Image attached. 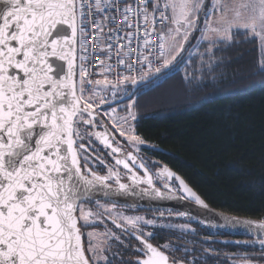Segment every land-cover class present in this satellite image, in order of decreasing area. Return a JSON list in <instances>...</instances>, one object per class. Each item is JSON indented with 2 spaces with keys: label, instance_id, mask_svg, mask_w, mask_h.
<instances>
[{
  "label": "snow or ice",
  "instance_id": "1",
  "mask_svg": "<svg viewBox=\"0 0 264 264\" xmlns=\"http://www.w3.org/2000/svg\"><path fill=\"white\" fill-rule=\"evenodd\" d=\"M238 35L256 45L257 71L264 76V0H0V264H184L168 254L179 249L151 242L155 233L146 229L165 226L95 199L96 192L132 193L209 207L167 166L153 172L155 162L125 152L117 133L135 153L146 142L132 123L135 101L123 116L112 103L129 95L127 84L155 83L152 77L169 75L165 70L190 63L194 55L211 68L215 50L231 46ZM133 39L139 76L109 79L112 65L105 61L113 49L117 65L129 73L135 68L125 59L132 56ZM95 46L99 52L90 51ZM154 54L155 67L149 58ZM90 55L99 61L93 73ZM96 142L114 164L96 155ZM93 156L106 174L89 166ZM93 201L94 208L85 206ZM105 218L119 232L106 225L98 231ZM232 223L258 236L250 243L264 252V219ZM167 227L189 231L188 225ZM114 245L134 259H124Z\"/></svg>",
  "mask_w": 264,
  "mask_h": 264
},
{
  "label": "trees",
  "instance_id": "2",
  "mask_svg": "<svg viewBox=\"0 0 264 264\" xmlns=\"http://www.w3.org/2000/svg\"><path fill=\"white\" fill-rule=\"evenodd\" d=\"M220 47L211 68L193 56L185 66L165 70L169 75L157 74L155 83L117 107L126 113L135 101L136 133L209 207L261 220L264 76L257 71L256 45L244 36Z\"/></svg>",
  "mask_w": 264,
  "mask_h": 264
},
{
  "label": "flooded vegetation",
  "instance_id": "3",
  "mask_svg": "<svg viewBox=\"0 0 264 264\" xmlns=\"http://www.w3.org/2000/svg\"><path fill=\"white\" fill-rule=\"evenodd\" d=\"M103 121L105 123H108L105 118H103ZM109 127L111 128L110 123ZM81 130L83 131V129ZM98 130L102 131L103 129ZM115 139L116 142H118L121 146L124 147L125 152L133 151L134 154L145 159L146 161L150 163L155 162L151 169L153 172L157 171L163 166H167L172 172L182 178L187 184L182 174L172 169L167 162L156 156L154 154V150L147 143L140 145L139 153H135L134 149L127 144L124 138L119 137L118 133L115 134ZM95 148L96 155H99L104 158L105 163L107 165L114 164V161L111 159V157L107 156L106 154L108 151L107 149H104L103 146L99 145L98 142H96ZM89 166L101 175H104L107 172L105 165H100L99 162L95 160L94 156L92 160H90ZM123 171L124 170L121 168L122 173ZM124 182L128 181L125 179ZM160 183V181H157V186H160ZM172 183L173 187H178V181L173 180ZM189 187L194 192H196L197 195H199L197 191H195L191 186ZM128 194L134 195L132 193ZM179 195L183 196L184 193L181 192L179 193ZM183 200H187L190 203H194V201L191 199ZM99 201L101 204L106 205L116 203L118 205V210L123 211L126 215H139L144 216L148 219H155L157 225L165 226L155 228L148 227L146 229V231H152L155 233V238L152 239L151 242L154 245H162L167 242L173 245L175 248L179 249L177 251H170L168 254L170 256H174L178 260H183L184 264H243V257H247L248 259H250L253 264H264V252H262L258 243L255 245L250 243L251 241H253L252 238L229 235L220 232L214 228L202 226L201 223L191 221L189 220V218L178 217L176 215L178 211L160 205H154V207H132L118 202H112L107 200ZM156 202H154V204H156ZM85 206L94 208V201L90 204H86ZM161 211L164 212L163 217L160 216ZM169 211H171V215H169ZM105 225L108 228L119 232V230L115 229V226L112 225L111 222L106 218L104 224L97 226V230L103 232ZM167 225H188L189 231H181L178 228L170 229L167 227ZM122 238L127 239L126 237ZM131 243L135 245L137 242L135 240H132ZM85 244L87 245L86 237ZM117 250L121 251V254L123 255L124 259H134V256H131L128 251L120 249L118 245H114L113 251Z\"/></svg>",
  "mask_w": 264,
  "mask_h": 264
},
{
  "label": "water",
  "instance_id": "4",
  "mask_svg": "<svg viewBox=\"0 0 264 264\" xmlns=\"http://www.w3.org/2000/svg\"><path fill=\"white\" fill-rule=\"evenodd\" d=\"M156 77H152L151 79L155 80ZM149 83L150 82L146 80L143 82L139 81L136 85H132L130 88L129 95L117 99L115 102L112 103V106L114 107L117 105H121L125 102L132 100L137 90ZM105 106L107 107V105ZM95 199L118 202L132 207H154V205L155 206L160 205L163 207L173 209L175 211H184L186 213H189L190 215L185 217L189 218V220L191 221L201 223L202 226H208L229 235H234L239 237H249L252 238V240L258 239V236L249 234L244 225L242 224L235 225L232 223V218H236L239 220L250 219V218L228 215L220 211H216L211 207H208V209H204L201 206L197 205L195 202L190 203L187 200H183V199L154 200L149 197H142L139 195H129V194H113L110 195L109 197H105L102 192H96ZM154 202H156V204H154Z\"/></svg>",
  "mask_w": 264,
  "mask_h": 264
},
{
  "label": "built area",
  "instance_id": "5",
  "mask_svg": "<svg viewBox=\"0 0 264 264\" xmlns=\"http://www.w3.org/2000/svg\"><path fill=\"white\" fill-rule=\"evenodd\" d=\"M116 26L119 27L121 26V21H120V17L117 16V21H116ZM93 31H95V29H93ZM105 31L107 32V28L105 29ZM129 31H131V29H129ZM123 35V34H121ZM141 35H142V30H141ZM92 43L95 45V37H93V41ZM121 45H126L127 44V41L126 40H121L119 42ZM139 46L142 47V41L139 42ZM138 47V42L136 39H133L132 40V49H133V52H132V56L130 58H125L126 59V62L128 60H131V62L135 65V68L133 69V71L131 73H129L128 69L122 65H117V60L120 58L118 55H117V52L115 49H113V52H112V58L111 60H106L105 62L106 63H109L112 65V70L111 72L108 74V78L109 79H115L117 78V74L119 73V75L122 77L123 75H132V76H139V72L137 71V69L139 68V65L136 64L135 62V56H136V49ZM91 52H99V47L98 46H95L93 47L91 50ZM147 51V50H145ZM152 62H153V66H158L157 62H156V59H155V54L153 56H150L149 57ZM90 59V62H91V67L89 68V72L90 73H93L94 70H97L98 71V64H99V61L97 60L96 56L95 55H90L89 57ZM100 59H104V56H101ZM93 79H103L102 76H99V75H96V74H93L92 76ZM139 82V80H138ZM132 84L129 83L127 84V91L128 93L130 92V88H131ZM110 95V94H109ZM122 97H125L121 94V96H118V99L119 98H122Z\"/></svg>",
  "mask_w": 264,
  "mask_h": 264
},
{
  "label": "rangeland",
  "instance_id": "6",
  "mask_svg": "<svg viewBox=\"0 0 264 264\" xmlns=\"http://www.w3.org/2000/svg\"><path fill=\"white\" fill-rule=\"evenodd\" d=\"M196 35H198V33H197ZM199 50H200V49H199ZM184 55H185V54H184ZM185 56H187V54H186ZM194 56H196V55H194ZM192 57H193V56H192ZM186 64H188V63H186ZM186 64H183V63H182V64L179 65V67L181 68V67L185 66ZM114 107L117 108V111H118L119 115H121V116L126 115L125 112H122V111L120 112V108H121V107H117V106H114ZM106 108H107V107H106ZM104 118L107 120V117H104ZM134 122H135V121H132L133 124H134ZM108 123H109V122H108Z\"/></svg>",
  "mask_w": 264,
  "mask_h": 264
}]
</instances>
